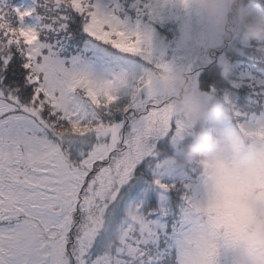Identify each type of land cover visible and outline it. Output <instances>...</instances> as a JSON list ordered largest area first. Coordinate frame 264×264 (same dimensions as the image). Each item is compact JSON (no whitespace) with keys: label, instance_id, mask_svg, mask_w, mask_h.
Instances as JSON below:
<instances>
[{"label":"snow or ice","instance_id":"6c2138e0","mask_svg":"<svg viewBox=\"0 0 264 264\" xmlns=\"http://www.w3.org/2000/svg\"><path fill=\"white\" fill-rule=\"evenodd\" d=\"M82 41L144 63L98 67ZM171 70L119 0L0 5V84L26 85L0 86V264H218L229 238L193 211L196 174L169 161L185 130L160 86ZM241 127L264 138V117Z\"/></svg>","mask_w":264,"mask_h":264},{"label":"clouds","instance_id":"9594fccd","mask_svg":"<svg viewBox=\"0 0 264 264\" xmlns=\"http://www.w3.org/2000/svg\"><path fill=\"white\" fill-rule=\"evenodd\" d=\"M192 4L202 22L199 27L181 26L187 39L211 46L215 25L227 7L243 20L246 39L264 42V11H254L251 0H192ZM160 86L172 91L189 128L190 139L179 162L194 163L205 182L193 211L221 225L219 231L230 241L232 264H264V138L226 125L228 109L219 100L188 90L180 72L169 71Z\"/></svg>","mask_w":264,"mask_h":264},{"label":"rangeland","instance_id":"374dc122","mask_svg":"<svg viewBox=\"0 0 264 264\" xmlns=\"http://www.w3.org/2000/svg\"><path fill=\"white\" fill-rule=\"evenodd\" d=\"M119 2L123 17L129 19L133 24L139 23L141 28L150 31L153 59L169 65L172 69L171 71L180 72L186 78L188 90H193L191 81L195 79L198 85L196 91L200 95L203 92L211 93L213 96H202L219 100L228 109V119L224 123L240 128L245 134L249 135L248 132L252 130L245 131L241 125L255 126L259 118L264 117V51H262L264 50V42L254 39L256 43L247 44L251 60L246 61L244 58L243 60L241 59L244 62L230 63V60L226 57V45L238 32L242 19L234 17V13L226 7L223 18L215 25V39L211 46H208L198 40H189L182 33L181 26L184 23L199 27L202 22V17L195 10L192 0H189L187 6L185 5V0H165L163 8L157 13H153L151 10L145 12L138 7L142 3H150L152 0H119ZM33 5L34 0H23L16 7L23 9ZM134 5L137 6L134 7ZM232 7H235V5ZM28 22H34V20L29 18ZM165 24H169L170 28H174L172 33L166 34L162 32ZM79 47L80 54L85 60L105 69L119 70L120 68H129L139 73L144 63L142 57L125 58L116 56L113 50H102L87 41H82ZM243 52H246V50H243ZM254 53L257 56H254ZM243 55H246V53ZM212 65H221L222 73L225 77L222 79L221 84L215 83V86H210L209 90H207L206 87H203L204 81L202 79L205 73L211 70ZM167 74L168 72L164 73L161 81L165 79ZM244 84L250 85L254 94L253 99L244 92ZM234 86H243V88ZM164 90L173 97L170 89ZM225 97L231 99L232 106L226 103ZM245 98L247 99L246 104L238 103L237 106L234 105L236 101L241 102ZM233 107L239 111V116L234 114ZM181 118L185 124V130L180 142L173 146L169 161L176 169L189 170L196 174L201 186L198 198L200 200L205 190L203 178L200 177L194 163L183 164L179 162L184 157L183 145L190 139L186 119L182 116ZM256 131L258 134L259 130ZM160 171L164 179L170 180L173 178V175L169 174L166 169L162 168ZM129 214L134 215L131 210H129ZM204 218L207 220L206 217ZM217 259L218 264H232L230 251L222 252Z\"/></svg>","mask_w":264,"mask_h":264},{"label":"trees","instance_id":"16d2710c","mask_svg":"<svg viewBox=\"0 0 264 264\" xmlns=\"http://www.w3.org/2000/svg\"><path fill=\"white\" fill-rule=\"evenodd\" d=\"M21 1H23V0H0V5H3L7 10L11 11ZM251 7L256 12L264 11V0H251ZM10 18L13 20V22H17L15 16H12ZM173 30H174V28H170L169 24H165L164 28H162V32H164L166 34L172 33ZM230 40L231 41L229 42V44L226 45V47H227L226 57L228 60H230V63L244 62V61H242L244 58L246 61L251 60V56H250L251 54L248 50L247 44L249 43L251 45V42H253V43H256V42L254 41V39H246L243 20L241 21L238 32ZM259 43H262V42H259ZM243 50H246V52H243ZM262 51H264V50H262ZM245 53H246V55H243ZM254 56H257V55L254 53ZM17 57H19L18 52H17L16 57H14V59H16ZM19 58L21 60H23L22 57H19ZM222 72H223V69H222L221 65H212L211 70L207 71L205 73V75L203 76V79H202L204 81L203 87L204 88L206 87V89L209 90L210 86H215V83L221 84L222 79L225 77ZM262 76H263V74H262ZM242 79H244V78H242ZM0 86L20 88L21 92H23L25 87H26V85H23L18 81L9 80L7 76H5V80L3 81L2 84H0ZM243 86H244V92L250 98L253 99L254 94H253V91H252L250 85L244 84ZM243 86L242 87L241 86H234V87L243 88ZM227 89H228V87H227ZM230 98H232V97L230 96ZM238 103H241L242 105L246 104L247 99L245 98V99L241 100V102L236 101L234 105L237 106Z\"/></svg>","mask_w":264,"mask_h":264}]
</instances>
